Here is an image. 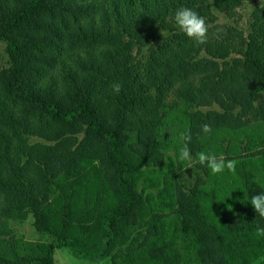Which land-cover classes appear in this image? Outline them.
Instances as JSON below:
<instances>
[{
  "label": "trees",
  "instance_id": "obj_1",
  "mask_svg": "<svg viewBox=\"0 0 264 264\" xmlns=\"http://www.w3.org/2000/svg\"><path fill=\"white\" fill-rule=\"evenodd\" d=\"M246 6V34L217 24ZM180 7L204 45L175 30ZM0 44V264H264L244 203L264 191V0H0ZM185 131L236 172L151 193ZM28 216L49 242L14 238Z\"/></svg>",
  "mask_w": 264,
  "mask_h": 264
},
{
  "label": "clouds",
  "instance_id": "obj_2",
  "mask_svg": "<svg viewBox=\"0 0 264 264\" xmlns=\"http://www.w3.org/2000/svg\"><path fill=\"white\" fill-rule=\"evenodd\" d=\"M172 23L175 30L195 46L204 45L208 39V26L204 17L197 11L189 7H180L172 14ZM120 84L113 85V91L119 94ZM212 132V128L205 124L202 133L205 136ZM163 134V133H162ZM191 142L190 134L185 131L180 133L175 141L176 148L174 153L175 164L183 169H191L196 165L207 169L209 175L213 178L223 177L226 172L235 173L237 161L227 160L223 154H218L212 150H202L193 155L189 143ZM235 191V190H234ZM241 191V190H240ZM233 190H229L222 202L227 196H230ZM242 192V191H241ZM244 203H249L256 216L264 220V191L251 196L250 200L244 198ZM257 236H264V227H257Z\"/></svg>",
  "mask_w": 264,
  "mask_h": 264
},
{
  "label": "rangeland",
  "instance_id": "obj_3",
  "mask_svg": "<svg viewBox=\"0 0 264 264\" xmlns=\"http://www.w3.org/2000/svg\"><path fill=\"white\" fill-rule=\"evenodd\" d=\"M254 7L246 6L240 8L237 11V15L234 18H228L224 15L217 14V24L219 26H232L243 31L245 34L248 32L249 16ZM5 55V45L0 44V61L4 67L7 66V57ZM208 110L219 111V108L212 106L208 109H201L202 112ZM175 147L173 143L170 149L167 151L164 167L155 172L152 175L153 182L148 183L150 186L147 188L151 193L160 191L164 188V185L176 183L182 186H190L194 184V177L190 172V169H183L182 167H177L174 159ZM144 185V184H143ZM10 227L13 230L14 238L22 240L24 242L33 243H45L49 242L50 239L47 236L40 235L33 228V218L28 216L24 222L10 221ZM54 264H89L88 262L80 261L72 257L67 249L56 250L54 255ZM97 264H111L109 260Z\"/></svg>",
  "mask_w": 264,
  "mask_h": 264
}]
</instances>
